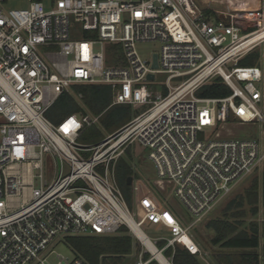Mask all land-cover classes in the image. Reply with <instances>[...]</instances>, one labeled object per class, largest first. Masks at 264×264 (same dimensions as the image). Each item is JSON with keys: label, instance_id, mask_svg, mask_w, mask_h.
Returning <instances> with one entry per match:
<instances>
[{"label": "built area", "instance_id": "2783aa9c", "mask_svg": "<svg viewBox=\"0 0 264 264\" xmlns=\"http://www.w3.org/2000/svg\"><path fill=\"white\" fill-rule=\"evenodd\" d=\"M6 1L0 0V264H50L65 238L110 236L123 227L142 247L134 264H173L175 246L198 255L192 232L264 166L263 141L221 134L229 122L264 127V0H207L205 9L195 0H27L10 10ZM217 1L222 8H210ZM144 42L158 43L159 52L141 57L136 44ZM250 54L256 64L240 66ZM214 79L231 93L198 97ZM73 85H106L108 108L140 113L99 142L78 144L101 114L58 123L46 117ZM134 145L148 151L154 186L172 193L185 217L153 201L146 186L148 198L140 201V184L142 213L131 212L115 169ZM257 223L264 264V207ZM147 225L167 236L150 238ZM57 258L56 264H88Z\"/></svg>", "mask_w": 264, "mask_h": 264}, {"label": "trees", "instance_id": "16d2710c", "mask_svg": "<svg viewBox=\"0 0 264 264\" xmlns=\"http://www.w3.org/2000/svg\"><path fill=\"white\" fill-rule=\"evenodd\" d=\"M256 64V55L250 54L243 58L240 66H253ZM72 93H62L55 101L46 117L53 123L73 114L90 113L104 115L101 117L105 131L111 135L132 118L131 107L115 105L110 108L112 93L106 85H73ZM231 93L229 88L220 79H214L203 86L198 97L222 98ZM80 99L76 100V96ZM108 113V114H107ZM97 131L94 144L102 140ZM128 151V150H127ZM120 158L116 164L115 176L120 190L128 204L131 205V187L126 184L131 176L130 155ZM264 201V166L260 178L254 180L242 194L225 202L222 218H211L204 222L206 229L212 232L210 245L218 247L219 251L213 255L216 264H259L257 248L259 244V226L257 222H244L246 211L252 216L258 214V204ZM249 208L248 210H245ZM124 227L114 236H81L67 237L62 242L75 257L81 258L88 264H121L132 252L134 239L125 235ZM173 264H199L197 255H191L178 246L174 249Z\"/></svg>", "mask_w": 264, "mask_h": 264}, {"label": "rangeland", "instance_id": "374dc122", "mask_svg": "<svg viewBox=\"0 0 264 264\" xmlns=\"http://www.w3.org/2000/svg\"><path fill=\"white\" fill-rule=\"evenodd\" d=\"M196 5L201 8L205 9L207 8V0H195ZM28 2L27 0H7L4 4L5 9H22L27 7ZM210 8L212 9H221L222 7L218 4V1L211 4ZM159 44L158 43H152V42H144V43H138L136 44V50L138 54L143 58H150L153 53L159 52ZM158 82H163L165 79V76H157ZM72 93V92H71ZM73 94V93H72ZM74 95V94H73ZM76 100H79V97L76 96ZM105 113V112H104ZM102 113L101 117L104 115ZM140 111H134L131 109V116L134 117L135 115L139 114ZM108 114V113H107ZM93 115V114H92ZM104 118V117H103ZM103 118L99 120L91 127L85 129V131L81 134L79 139L77 140L78 144L81 145H87L91 143V140L94 141L96 138L97 131H99L102 138H105L109 136V134L105 131V128L102 124ZM221 134L223 138H238V139H247V138H255L259 141L264 142V127L258 124H249V125H239L237 123L229 122L226 124L223 129L221 130ZM95 144V143H94ZM127 152L130 155V167L132 169V174L130 177H132V184H131V193H132V200L131 205L129 206L131 212L134 213H142V208H140V205L137 206L138 195L136 194L135 187L136 184H142L143 186H146V188L151 193L150 198L153 201H158L161 203V205L168 210L172 212H176L179 216H184V210L179 205L177 200L175 199L174 195L172 193H162L157 189L156 186H154L155 180L157 179L155 176L154 169L147 159L148 151L143 150L137 145H134L131 147L130 150L126 151L125 154L122 156V158H126ZM262 168L257 169L252 174L245 177L239 185L234 189L231 196L227 199V201L237 195H240L243 193V191L248 188L254 180H257L260 178ZM45 179L49 180V174L47 171H45ZM40 185L39 180L36 179L34 181V187L38 188ZM137 195V196H136ZM149 196V195H148ZM146 189L142 190V193H140V201L147 199ZM158 204V203H157ZM224 204L220 205L216 210H214L209 219L211 218H222L223 216V208ZM264 207V201L260 200L258 204V212L259 210ZM249 208L245 207V210H248ZM258 214L256 216L250 215L246 211V216L244 217V222L247 224L249 222H257ZM125 235H128L134 239L135 242H133L131 254L127 256L124 260H121V264H134L138 253L141 251L142 247L138 239L127 229L125 228ZM120 231V229H119ZM118 233V232H117ZM114 234V235H117ZM145 233L150 236V238H158L160 236H167L165 232H163L162 228L153 227L150 225H147L145 227ZM110 235V236H114ZM212 237V232L205 228L204 223L199 225L193 232H192V238L197 245V247L200 250V253L197 255V259L199 264H216L213 260V255L217 254L219 249L218 247H213L210 245V239ZM261 242L264 244V237L262 238ZM165 243L161 242L157 244L158 248H161L164 246ZM176 247V246H175ZM179 248H182L181 246H178ZM171 252H168L166 255H170ZM61 255L64 258H67L68 260H72L75 256L73 252L66 247L63 243L59 244L57 247L54 248V254L50 258V264H56L58 262L57 256Z\"/></svg>", "mask_w": 264, "mask_h": 264}, {"label": "water", "instance_id": "95a60500", "mask_svg": "<svg viewBox=\"0 0 264 264\" xmlns=\"http://www.w3.org/2000/svg\"><path fill=\"white\" fill-rule=\"evenodd\" d=\"M152 67H153V68H157V59H156V55L153 56V64H152ZM148 78H149V79H152V78H153V75H149ZM126 184H127L128 186H131V184H132V177H128V178H127V182H126ZM142 190H144V189H143V185L140 184V192H139V194L141 193Z\"/></svg>", "mask_w": 264, "mask_h": 264}, {"label": "bare ground", "instance_id": "6f19581e", "mask_svg": "<svg viewBox=\"0 0 264 264\" xmlns=\"http://www.w3.org/2000/svg\"><path fill=\"white\" fill-rule=\"evenodd\" d=\"M131 226L133 228V231L137 234L138 238L142 241V243L150 247L147 238L144 237V234H142L135 225L132 224Z\"/></svg>", "mask_w": 264, "mask_h": 264}, {"label": "crops", "instance_id": "0c3cea01", "mask_svg": "<svg viewBox=\"0 0 264 264\" xmlns=\"http://www.w3.org/2000/svg\"><path fill=\"white\" fill-rule=\"evenodd\" d=\"M159 204L161 205V203L159 202Z\"/></svg>", "mask_w": 264, "mask_h": 264}]
</instances>
